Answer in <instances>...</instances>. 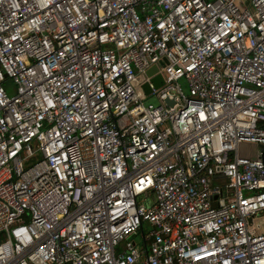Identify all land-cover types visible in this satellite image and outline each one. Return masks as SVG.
<instances>
[{
	"label": "built area",
	"instance_id": "2783aa9c",
	"mask_svg": "<svg viewBox=\"0 0 264 264\" xmlns=\"http://www.w3.org/2000/svg\"><path fill=\"white\" fill-rule=\"evenodd\" d=\"M261 217L264 0H0V264H264Z\"/></svg>",
	"mask_w": 264,
	"mask_h": 264
},
{
	"label": "rangeland",
	"instance_id": "374dc122",
	"mask_svg": "<svg viewBox=\"0 0 264 264\" xmlns=\"http://www.w3.org/2000/svg\"><path fill=\"white\" fill-rule=\"evenodd\" d=\"M4 86L7 88L8 92H12V88H13V83L10 80L5 81ZM177 85L179 86V88L182 90V92L184 94L188 93V83L185 80L184 77H181L177 80ZM148 103H152V104H156L158 101L156 100V98L154 96H151L147 99ZM259 221H264V217H261L260 219H258Z\"/></svg>",
	"mask_w": 264,
	"mask_h": 264
},
{
	"label": "water",
	"instance_id": "95a60500",
	"mask_svg": "<svg viewBox=\"0 0 264 264\" xmlns=\"http://www.w3.org/2000/svg\"><path fill=\"white\" fill-rule=\"evenodd\" d=\"M163 61L160 62L159 65H163ZM154 72H158V66L157 65H153L152 67H150L149 69H147L145 71V75L147 76H150L152 75ZM161 81H162V77H161V74L160 73H157V75H155L154 77H152V82L153 84L157 87L161 84ZM169 103V101H168ZM250 221V219H249Z\"/></svg>",
	"mask_w": 264,
	"mask_h": 264
}]
</instances>
